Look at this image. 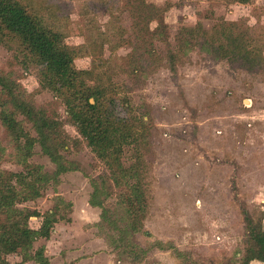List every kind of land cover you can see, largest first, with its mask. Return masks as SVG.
Instances as JSON below:
<instances>
[{"label":"rangeland","instance_id":"obj_1","mask_svg":"<svg viewBox=\"0 0 264 264\" xmlns=\"http://www.w3.org/2000/svg\"><path fill=\"white\" fill-rule=\"evenodd\" d=\"M23 1L34 5L64 34V40L70 45L94 44L112 64L121 63L131 50L127 44L112 49L118 44L115 31L120 20L119 0ZM149 1L163 7L171 4L164 14L170 45L155 41V49L161 57L167 56L169 48L179 51L175 35L181 27L202 22L204 28L212 31L227 20L239 24L238 30H242L252 43L250 46L258 49L264 58V0L247 3L233 0ZM156 24L153 21L151 27ZM103 36L109 39L105 41ZM89 49L75 58V66L104 68L106 64H94L96 57L93 49ZM214 55L207 50L182 55L176 71L161 66L140 87H134L126 73L112 71L120 95L129 99L130 112L137 118L144 117V123L139 126L141 140L125 145L123 155L126 165L139 162L148 189L144 220L148 233L138 235L139 242L146 247L161 239L165 245L173 247L168 252L154 250L142 264L220 263L241 236L239 203L249 199L255 202L264 188V61L260 60L251 68L239 59H217ZM0 72L17 81L35 103L45 107L51 115L56 113L66 119L62 101L41 86L39 68L17 41L8 39L0 43ZM24 125L35 135L32 124L24 121ZM64 129L69 143L62 154L73 161L77 169L61 174L59 181L49 183L43 196L23 205L44 212L55 202L59 204L60 213L71 219L58 223L72 224L63 246L78 249L82 239L79 224L89 222L92 225L100 218V209L89 204L93 191L91 178L108 174L109 169L72 124L65 123ZM0 139L5 147L1 168L23 170L1 119ZM29 161L50 172L55 169V164L38 144ZM119 193L120 189L113 187L108 204H115ZM59 197L72 202V207L61 202ZM247 205L250 210H258V214L262 210L258 205ZM73 216L76 223L72 222ZM40 224L41 218H30L32 227ZM95 224L92 234L102 233ZM57 230L65 228L59 226L55 230L54 226L52 231ZM112 234L111 231L109 236ZM101 237L108 245L105 236ZM43 244L46 245L45 239H38L34 249ZM107 247L115 254L109 245ZM177 249L184 254L177 255ZM74 256L77 255L48 261L49 264H70ZM7 258L11 264H40L35 260L23 262L22 256L15 253L8 254ZM110 264L133 263L118 262L113 255Z\"/></svg>","mask_w":264,"mask_h":264},{"label":"trees","instance_id":"obj_2","mask_svg":"<svg viewBox=\"0 0 264 264\" xmlns=\"http://www.w3.org/2000/svg\"><path fill=\"white\" fill-rule=\"evenodd\" d=\"M119 2L120 20L115 31L118 44L112 49L127 44L131 50L121 63L112 64L94 44L81 46L66 43L64 34L31 3L0 0V43L8 39L18 42L39 68L41 86L62 101L67 115L66 119L56 113L51 115L45 107L37 105L17 81L0 72V119L9 141L14 145L17 162L23 167L21 171L1 168L5 147L0 139V264H11L7 258L11 253L21 255L23 262L35 260L40 264H49L45 245L34 249V243L40 238L48 239L59 220L71 219L61 214L56 202L44 212L23 205L43 196L49 183L59 181L61 174L77 169L73 161L62 154L69 143L65 123L77 129L109 169L108 174L91 178L93 191L89 204L100 209V218L95 225L103 233L100 235L105 236L116 259L142 264L154 250L171 251L173 247L165 245L161 239L146 247L138 239V235L148 233L144 224L148 189L139 162L126 165L123 155L125 145L141 140L139 126L144 123V117L137 118L130 112L129 99L120 95L112 71L126 73L133 86L140 87L161 66L176 71L182 55H189L194 50L211 51L217 59H239L251 68L260 60L264 61L259 50L250 46L252 43L248 37L238 30L239 24L227 20L212 31L204 28L202 22L181 27L175 35L179 51L169 48L167 56L161 57L155 49V41L170 45L164 14L171 4L163 7L149 0ZM153 21L157 23L154 28L151 27ZM103 39L106 41L109 38L103 36ZM89 47L96 57L94 64H106L104 68L75 66V58L90 50ZM97 60L100 63H96ZM24 121L32 124L35 135L26 129ZM37 144L55 164L53 171L29 161ZM113 187L120 189L119 200L108 204ZM235 196L237 198V193ZM59 200L72 207V202H66L63 197ZM247 204L246 200L239 203L241 240L217 264H250L254 259L264 262V211L258 214V210H250ZM32 217L41 218L39 227L30 225ZM111 231L113 234L109 236ZM183 254L181 249H177V255Z\"/></svg>","mask_w":264,"mask_h":264},{"label":"crops","instance_id":"obj_3","mask_svg":"<svg viewBox=\"0 0 264 264\" xmlns=\"http://www.w3.org/2000/svg\"><path fill=\"white\" fill-rule=\"evenodd\" d=\"M250 102V101H249ZM248 203L253 204L252 206H259L262 207V210L264 211V188L259 192V195H257L255 202L251 199L247 200ZM251 201V202H249ZM92 208H95L91 206ZM99 219H95L93 224L89 222H82L79 224L81 226V235L82 239L80 241V248H74V249H68L64 248V238L70 234V227L72 226L71 223H56L55 224V230L58 229L59 226H63L65 228L64 231H52L51 235L48 239H45V253L49 257L50 261H53V259L60 258L61 259L64 256L75 254L77 256H74L73 262L70 264H110L112 260V256L115 254H111L108 249V245L105 243L103 238L100 234H92L94 223L98 222ZM61 222V221H60ZM72 222L76 223V217L73 216ZM264 224V219H263ZM242 228V226H241ZM241 237L239 238V241L241 240ZM237 242L235 244V249L237 247ZM168 252V251H167ZM100 260V261H99ZM119 262V261H118ZM53 263V262H52ZM250 264H264L263 261L254 259L250 262Z\"/></svg>","mask_w":264,"mask_h":264}]
</instances>
